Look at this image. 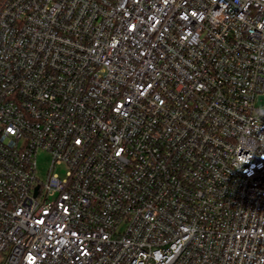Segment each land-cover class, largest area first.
<instances>
[{"label":"built area","instance_id":"2783aa9c","mask_svg":"<svg viewBox=\"0 0 264 264\" xmlns=\"http://www.w3.org/2000/svg\"><path fill=\"white\" fill-rule=\"evenodd\" d=\"M0 264H264V0H0Z\"/></svg>","mask_w":264,"mask_h":264},{"label":"rangeland","instance_id":"374dc122","mask_svg":"<svg viewBox=\"0 0 264 264\" xmlns=\"http://www.w3.org/2000/svg\"><path fill=\"white\" fill-rule=\"evenodd\" d=\"M50 164V156L42 151L38 152L36 157V176L41 181H44ZM60 176H63L65 173V167L59 166L57 167L56 171Z\"/></svg>","mask_w":264,"mask_h":264},{"label":"snow or ice","instance_id":"6c2138e0","mask_svg":"<svg viewBox=\"0 0 264 264\" xmlns=\"http://www.w3.org/2000/svg\"><path fill=\"white\" fill-rule=\"evenodd\" d=\"M9 131H11V129ZM77 143H79V141H77ZM117 155H119V153H117Z\"/></svg>","mask_w":264,"mask_h":264}]
</instances>
